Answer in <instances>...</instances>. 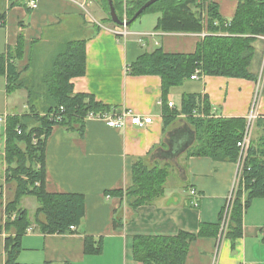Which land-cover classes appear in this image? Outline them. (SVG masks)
Instances as JSON below:
<instances>
[{
    "label": "crops",
    "instance_id": "obj_1",
    "mask_svg": "<svg viewBox=\"0 0 264 264\" xmlns=\"http://www.w3.org/2000/svg\"><path fill=\"white\" fill-rule=\"evenodd\" d=\"M213 1L221 15L232 20L240 0ZM87 6L101 21L87 17ZM160 16L159 12L143 15L124 27L106 21L108 15L96 0H38L33 8L26 0H0V20L4 22L0 26V54L13 50L23 33L24 52L15 63L24 75L32 72V61L38 65L46 60L39 55L37 63L34 54L35 46L44 38L56 45L67 38L84 39L86 73L72 78L74 91L90 94L117 111L130 109L144 117L152 116V122L144 127L130 122L123 128L110 127L99 119L87 120L83 134L59 124L53 127L45 148L46 190L83 195L85 217L82 226L72 232L44 233L36 222L40 204L32 206V211L27 204L30 197H23L21 207L28 210L32 223L22 239L20 264H142L134 256L137 235L175 236L181 231L198 235L202 225L222 222L238 162L183 154L163 196L136 210L114 193L132 186L133 163L164 137L163 79L157 74H132L130 65L143 53L159 48L166 53H194L209 34L207 29L200 33L157 30ZM253 46L250 71L255 79L223 75L189 78L170 89L168 102L180 108L185 93H198L209 99L215 117L247 118L257 101L259 117L264 118L263 35L253 38ZM2 77L6 84V76ZM261 134L264 124L257 127L254 136ZM15 188V182L7 179L0 153V264H5V239L12 232L4 226L5 206L14 197ZM116 217L122 218L121 227L114 225ZM227 230L221 224L217 235L198 236L189 246L185 264H264V198L253 199L246 209L242 236L233 241ZM87 236L96 244L103 242L100 253L86 252Z\"/></svg>",
    "mask_w": 264,
    "mask_h": 264
},
{
    "label": "trees",
    "instance_id": "obj_2",
    "mask_svg": "<svg viewBox=\"0 0 264 264\" xmlns=\"http://www.w3.org/2000/svg\"><path fill=\"white\" fill-rule=\"evenodd\" d=\"M96 1L108 15L105 20L117 26L110 16L109 0ZM146 1L113 0V3L120 19L129 20ZM149 12L161 14L155 26L157 30L200 33L207 29L209 34L194 53H166L159 48L143 53L130 65L132 74H157L163 79L164 137L145 157L133 163L132 186L126 191H114L133 210L144 204H153L163 196L168 178L183 154L238 161V142L245 132L246 118L215 117L209 99L198 93H185L181 107H171L167 94L197 70L201 76L255 79V74L250 71L255 55L253 38L264 35V0H240L232 20L221 15L213 0H159L138 18ZM59 45L50 68H43L47 66L43 64L40 70H34L28 76L19 71L15 63L24 52L23 33H20L13 50L0 54V75L6 76L7 91L25 89L29 107L25 113L9 114L6 124V175L8 180L15 182L16 188L14 197L5 206L7 218L4 226L12 229L5 239V264H20L18 256L22 239L32 223L28 210L20 204L25 196L36 197L40 204L36 210V222L42 232L68 233L74 231L71 226H82L85 197L78 193L60 194L46 190L47 139L58 124L83 134L85 118L90 111L100 113L112 108L90 94L74 91L72 78L86 73V40H65ZM37 101L41 102V108ZM263 124L264 118L258 117L256 126L261 128ZM184 139L187 143L180 145ZM37 163L39 168L35 167ZM241 177L232 200L226 233L233 241L243 234V216L252 200L264 198V134L252 138ZM2 197L0 191V200ZM221 223L202 225L198 235L186 231L175 236L137 235L134 256L142 264H185L191 242L198 236L217 235ZM114 225L121 227L122 218L116 217ZM97 243L87 236L86 252L100 253L103 242Z\"/></svg>",
    "mask_w": 264,
    "mask_h": 264
},
{
    "label": "built area",
    "instance_id": "obj_3",
    "mask_svg": "<svg viewBox=\"0 0 264 264\" xmlns=\"http://www.w3.org/2000/svg\"><path fill=\"white\" fill-rule=\"evenodd\" d=\"M37 1L38 0H26V3L29 7L33 8L36 6ZM205 17H207V13H205ZM3 24L4 22L0 20V26H2ZM118 33H120V31ZM263 38H264V35H263ZM200 77L201 75L199 74L198 70L191 75L192 79H199ZM259 91H261V87H259L258 92ZM256 104H257V101H255L254 107L252 108L251 112L246 118L247 119L246 129H245L242 139L238 142V147H239V158L237 161L238 170H237L236 179L234 181L233 189H232V192L229 198V202H228V205L226 206V209L224 211L223 218H222L221 224H222V229L224 230H226L228 227V223H229L230 215H231L232 200L234 199V196L236 194V191L242 179L241 176H242L243 165H244V162L248 155V151L251 146V141L253 138V129L256 124L257 118L259 117L258 110L256 109ZM169 106L174 107L175 105L172 101H169ZM61 110H63V107H61ZM8 116H9V113L0 114V129L4 126L6 127ZM58 118L60 119L61 117L58 116ZM91 119H99V120L105 121L107 125L110 127H120V128L125 127L128 122H130L133 125L140 126V127H144L152 122V116L144 117L139 114L133 113V111L130 109H123L122 111H117L115 107H112L110 110L103 111L100 113L90 111L87 114L85 120L87 121ZM5 138H6V133H5ZM1 142H2V136H0V153L5 155L6 142L3 146L4 151H2ZM191 193L196 194V191L192 189ZM15 216L16 214L14 213L13 218ZM75 229H76L75 226H71V230H75Z\"/></svg>",
    "mask_w": 264,
    "mask_h": 264
},
{
    "label": "rangeland",
    "instance_id": "obj_4",
    "mask_svg": "<svg viewBox=\"0 0 264 264\" xmlns=\"http://www.w3.org/2000/svg\"><path fill=\"white\" fill-rule=\"evenodd\" d=\"M151 13H155V12H149V13H145L144 15H149ZM85 14L87 15L88 18H90L91 20H97V21H101L99 15L92 10V8L90 6H87L85 8ZM136 21V20H135ZM134 21V22H135ZM95 22V21H94ZM132 25V24H131ZM65 40H69V38L65 39ZM64 40V41H65ZM63 41V42H64ZM59 44H53L50 43L49 40H47V37L43 39V41H41L38 45L35 46V55L37 59V63H38V59H39V55L40 57L45 61H43L42 63H38V65H36V62H33V69L32 71L36 70H40L42 65L44 64L47 65L46 69H49L51 66V61L52 58L54 57V55L56 54V52L59 50ZM33 58V60H34ZM263 58H264V49H263ZM31 63V65H32ZM262 65H264V61L262 63ZM39 67V68H38ZM262 74H264V66H263V70H262ZM263 76V75H262ZM25 89H18L12 92H8L7 88H6V84L4 81V78L2 77V75H0V114H6L9 112V114H13V113H18V112H26L29 111V107L26 108L25 106L28 105V98L24 92ZM37 105L40 106L41 108V102L37 101ZM257 131V126L255 124L254 129H253V137L255 135V132ZM5 133H6V127H2L0 129V136H2V142H1V147H2V151H4V144L6 142V138H5ZM187 143L186 139L180 141V145H185ZM4 156V155H3ZM31 200L28 201V205L30 206V208L32 209V211L34 210L32 206L39 204L38 200L36 199V197L34 196H29Z\"/></svg>",
    "mask_w": 264,
    "mask_h": 264
},
{
    "label": "water",
    "instance_id": "obj_5",
    "mask_svg": "<svg viewBox=\"0 0 264 264\" xmlns=\"http://www.w3.org/2000/svg\"><path fill=\"white\" fill-rule=\"evenodd\" d=\"M159 0H148L146 1L137 11L136 13L134 14V16L131 18V19H120L117 11H116V8L114 6V3H113V0H109V6H110V16H111V19L112 21L119 25V26H124V27H127L129 25H131L136 19H138V17L149 7L151 6L152 4H154L155 2H157Z\"/></svg>",
    "mask_w": 264,
    "mask_h": 264
}]
</instances>
